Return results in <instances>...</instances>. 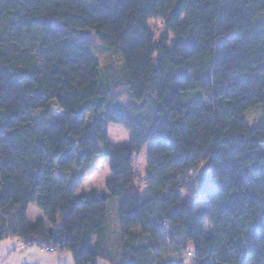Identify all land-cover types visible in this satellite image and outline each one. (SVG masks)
I'll return each mask as SVG.
<instances>
[{
	"label": "trees",
	"instance_id": "obj_1",
	"mask_svg": "<svg viewBox=\"0 0 264 264\" xmlns=\"http://www.w3.org/2000/svg\"><path fill=\"white\" fill-rule=\"evenodd\" d=\"M97 42L120 53V74L102 70ZM256 106L264 121V0H0V242L70 250L75 264H264V124L243 117ZM95 156L105 193L59 181ZM31 205L43 219L29 222Z\"/></svg>",
	"mask_w": 264,
	"mask_h": 264
},
{
	"label": "rangeland",
	"instance_id": "obj_2",
	"mask_svg": "<svg viewBox=\"0 0 264 264\" xmlns=\"http://www.w3.org/2000/svg\"><path fill=\"white\" fill-rule=\"evenodd\" d=\"M149 25L153 30L156 42H158L165 32V26L163 21L152 19L149 21ZM95 53L98 55L100 59V63L102 66V70L105 73H111L112 71L120 74L122 72V59L121 55L117 50L110 49L108 47L103 46L101 43H96ZM121 98L127 99V93L121 89ZM54 105H57L56 100H52L50 102V108ZM55 116L57 118H62L64 116L63 112L60 109H56ZM244 119L251 126H258L264 124V121L261 116V107L256 106L252 109H249L247 112L243 114ZM109 137L112 144L118 147H123L128 145L130 139V132L125 129L121 125L110 124L108 125ZM148 146H145L140 154L136 157V172L139 179V186L143 192V198L148 196V192L146 191V182L148 179ZM198 168L193 172L196 173ZM65 177V180L70 179V177L74 178H84L83 184L79 188L77 194L82 192L97 190L99 193L106 192V182L111 178V171L109 168L108 159H104L100 156H95L93 159L86 163L77 162L73 167L72 171L69 174L61 175L58 174V179L61 181ZM202 204L201 198L196 199V208H198ZM119 200L118 198H112L109 204L110 217L113 219L115 213L119 214ZM37 208V207H36ZM38 210V208H37ZM116 211V212H115ZM120 216V214H119ZM119 227H120V217L118 219ZM176 241L178 243L182 242V238L176 236ZM188 260V258H185ZM190 261V258H189ZM102 263H107V260L102 259Z\"/></svg>",
	"mask_w": 264,
	"mask_h": 264
},
{
	"label": "crops",
	"instance_id": "obj_3",
	"mask_svg": "<svg viewBox=\"0 0 264 264\" xmlns=\"http://www.w3.org/2000/svg\"><path fill=\"white\" fill-rule=\"evenodd\" d=\"M36 207H29V222L44 218L43 212ZM119 217L116 212L112 219L109 213L107 219L106 230L111 245L120 241ZM46 247L49 245H26L21 237L9 236L0 242V264H75L72 251L56 248L53 252H47ZM101 260L99 264H111L109 261L102 263Z\"/></svg>",
	"mask_w": 264,
	"mask_h": 264
},
{
	"label": "built area",
	"instance_id": "obj_4",
	"mask_svg": "<svg viewBox=\"0 0 264 264\" xmlns=\"http://www.w3.org/2000/svg\"><path fill=\"white\" fill-rule=\"evenodd\" d=\"M45 250L47 252H53L55 249L53 247H46Z\"/></svg>",
	"mask_w": 264,
	"mask_h": 264
}]
</instances>
